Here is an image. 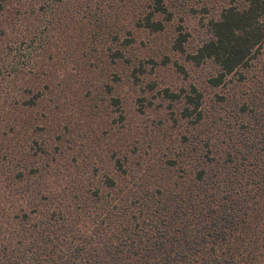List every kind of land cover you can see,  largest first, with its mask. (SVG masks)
<instances>
[{"label":"trees","instance_id":"16d2710c","mask_svg":"<svg viewBox=\"0 0 264 264\" xmlns=\"http://www.w3.org/2000/svg\"><path fill=\"white\" fill-rule=\"evenodd\" d=\"M78 1L72 10H85L80 21L66 16L71 0H0V264H264V0H230L187 56L215 68L208 87H229L216 94V109H206L193 85L161 92L181 104L179 119L191 132L154 169L145 163L150 176H130L132 156L117 151L107 162L74 157L58 168L57 150L36 140L29 146L30 138L26 170L15 166L17 141L46 123L37 120L46 98L55 113L70 99L80 121L72 133L109 108L96 107L92 92L76 97L84 72L76 60L95 70L127 63L112 48L120 21L132 16L138 30L159 34L176 18L166 0ZM176 27L172 50L184 53L189 36ZM105 77L96 84L107 85ZM119 104L111 97L110 106ZM42 114L47 120V108ZM33 147L50 171L30 162ZM89 178L97 183L85 184Z\"/></svg>","mask_w":264,"mask_h":264},{"label":"rangeland","instance_id":"374dc122","mask_svg":"<svg viewBox=\"0 0 264 264\" xmlns=\"http://www.w3.org/2000/svg\"><path fill=\"white\" fill-rule=\"evenodd\" d=\"M71 1L66 16L80 21L85 10L83 14L80 7L77 8V11H73L72 8L79 1ZM118 1L124 5V0ZM229 1L166 0V4L171 7L176 18L173 24L168 25L166 30L159 34L138 30L131 22L132 16L125 22L120 21L121 30L113 31L117 40L112 43V48L121 50L124 54L122 61L127 60V63L120 65L115 63L110 66L108 64V68L104 66L102 70H95L88 68V62L84 64L81 63V60H76V63L80 64V69L84 70V72L81 71L82 75L80 74L81 80L77 82L78 90L81 92L76 97L78 95L86 97L92 92V95L96 97L94 105L100 110L109 105L108 110L94 118L90 124L83 122L72 133L69 126L80 121L75 115V106L71 104L70 99L66 101L68 107L67 104L59 105V111L55 113L49 104V98H46L43 106L47 108V114H45L47 120L43 118L44 108L42 106L38 110L37 119L39 121L42 116L41 119L46 123L37 124L36 131L38 132L35 135L28 137L24 134L18 139L17 143L20 148L15 151V166H18L19 162L20 168L26 170L29 168L24 156V147L27 144L25 140L30 138L29 146L33 140H36L41 149L46 152L51 153L57 150L56 159L61 158L57 162L58 168H63L65 162L74 157L85 163L86 161L100 160V158L107 162L110 155L117 151L122 155L132 156V174L130 176L138 175L139 177L140 174L150 176L147 175L145 167L148 165L154 169L159 159L169 156V154L173 156V152L177 153L181 135L188 136V132H191L189 122L179 119L181 104L169 103L163 98L161 92L164 89H169L171 92L177 93L181 89H188L193 85L203 92L207 110L217 108L214 103L216 94L228 92L229 87L226 89L208 87L207 79L215 74V68L209 64L194 66L188 61L187 56L193 54L201 41L207 38L205 28L207 21L212 17H217L221 8L225 7ZM39 6L41 5L35 4V10H39ZM123 18H125V14L122 15ZM177 24L183 26L189 36L184 46V53L172 50V44L177 35ZM125 40L133 41L130 45L125 46L123 45ZM165 58H168V63L163 65L162 61ZM109 61L110 59H108ZM75 67L77 68L76 65ZM179 68H182V71ZM102 74L111 76L104 78L107 82L105 86L97 85L95 81ZM114 76L118 77V81H111V79H115ZM134 76L139 78V83H134ZM92 83L97 85L95 88L101 87L100 92L95 91ZM106 86L113 88L111 93L105 92ZM60 94L62 93H57L59 98L67 96ZM64 94H67V91ZM111 97L120 99V104L110 106ZM40 128H45L43 129L45 131ZM62 132L68 135H64L61 139L62 143H60L56 141V136L61 135ZM29 153L33 156L30 162L37 161L42 170L50 171L53 168L52 165L46 164V156L40 157L39 150L35 147ZM21 155L22 160L19 161ZM146 162L147 165H145ZM77 172H81V170H75L74 173ZM172 173L173 176H180L178 169ZM87 182L97 183V178L94 181L89 178L85 184ZM130 182L132 184L128 183L129 186L136 184V180L133 182L130 179Z\"/></svg>","mask_w":264,"mask_h":264}]
</instances>
